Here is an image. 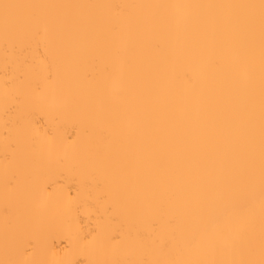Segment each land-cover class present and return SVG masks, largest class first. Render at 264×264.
<instances>
[{"label": "bare ground", "instance_id": "1", "mask_svg": "<svg viewBox=\"0 0 264 264\" xmlns=\"http://www.w3.org/2000/svg\"><path fill=\"white\" fill-rule=\"evenodd\" d=\"M0 264H264V0H0Z\"/></svg>", "mask_w": 264, "mask_h": 264}]
</instances>
